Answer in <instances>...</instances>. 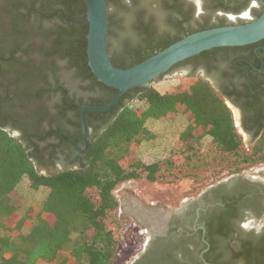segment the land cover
<instances>
[{"label": "trees", "instance_id": "16d2710c", "mask_svg": "<svg viewBox=\"0 0 264 264\" xmlns=\"http://www.w3.org/2000/svg\"><path fill=\"white\" fill-rule=\"evenodd\" d=\"M148 1L144 0L143 5ZM106 3L110 43L125 53L124 58L111 61L117 67L137 63L182 35L196 31L162 34L153 40L151 27L142 19L148 12L146 8L130 9L121 0H106ZM86 12L84 0H0V17L6 20L0 23V49L8 53L3 57L8 66H0L3 73L8 72L3 86L13 92L15 99L24 96L37 104L43 96L49 98L58 91L60 94L54 99L58 111L66 103H77L74 123L80 128V136L74 139L76 145L82 138L80 106L106 105L117 93L116 88L97 80L88 66ZM205 28L209 27L202 29ZM35 35L42 36L47 44L38 49L28 45L27 41ZM133 44L137 46L135 50ZM33 53L39 57L38 61L30 58ZM5 54H0V64ZM56 59L64 61L67 76L70 73L67 70H71L73 78L86 80L88 88L98 87L102 94L86 103L70 99ZM17 62L24 70L14 67ZM185 79L166 92L150 84L134 87L105 111L86 109L83 115L89 139L85 154L78 155L77 164L49 174L37 168L41 159L30 149L27 131L23 128L17 136L0 123V264H115L119 223L116 219L109 222V218L118 205L113 192L118 183L142 175L154 181L162 175V166L169 171L174 166L193 170L215 163L233 166L232 171L238 172L264 163V115L247 151L224 99L203 78L187 73ZM180 110L191 118L178 137L177 150L184 162L175 164L170 156L142 159L139 146L156 137L146 121L169 119ZM196 130L200 132L195 134ZM193 137L199 141L208 138L205 153L190 143ZM24 181L28 182V190L45 191L39 204L20 212L15 197L17 187ZM225 209L214 222L206 223L210 247L204 256L212 263H217L215 256L208 255L214 247L212 234L225 238L230 235ZM204 246L201 242L200 249ZM232 255L238 264H264V235L255 244L246 241Z\"/></svg>", "mask_w": 264, "mask_h": 264}, {"label": "flooded vegetation", "instance_id": "af4514ba", "mask_svg": "<svg viewBox=\"0 0 264 264\" xmlns=\"http://www.w3.org/2000/svg\"><path fill=\"white\" fill-rule=\"evenodd\" d=\"M142 1L121 0V3L130 9H138ZM261 1L166 0L172 17L167 28H156L145 15L142 19L151 27L153 40H158L162 34L173 29L190 31L255 19L261 13ZM2 22L6 23L4 17H0V23ZM27 44L35 47L34 42L27 41ZM131 46L134 50L137 48L136 44ZM0 54L5 53L0 49ZM16 56L20 57L18 52ZM108 56L111 61L125 57L118 46H114L112 41L110 43L109 34ZM30 58L33 61L39 60L35 53ZM56 62L60 69H64V61L56 59ZM1 65L5 68L8 66L6 58H3ZM14 67L19 71L24 70L18 62ZM169 70L192 73L208 81L225 103H230L228 107L233 120L238 121L236 128H240L248 137L251 138L261 125V116L264 115V39L245 45L215 47L179 62ZM68 72L70 82L63 83L68 88L66 93L70 99H81L86 103L102 94L98 87L88 88L86 80L80 79L79 85L72 79L73 72ZM7 74L8 72L3 73L0 69V123L17 136L22 133L23 128L27 131L30 149L41 159L37 164L41 172L49 174L77 164L78 155H84L86 150L83 126L81 142L79 145L74 143V139L80 136V128L74 123L77 103H66L63 111H58L54 101L60 94L58 91L51 93L49 98L43 96L39 104L24 96L15 99L13 92L3 86V78ZM225 198L226 201L223 202ZM192 202L184 203L171 212L167 229L163 233L146 236V249L133 264H149L151 260L157 261L156 264H203L199 254L206 246L200 249L203 237L201 226L205 227L206 238V223L214 222L224 208L225 215L228 214L226 219L230 235L225 238L213 233L214 247L208 253L217 258V264H238L237 258L232 255L237 248L246 241L255 244L264 235V178L245 174L229 176L209 187L198 196L196 202ZM226 203L231 207L227 208ZM195 244L199 245L196 262L190 256ZM209 247L203 252V256Z\"/></svg>", "mask_w": 264, "mask_h": 264}, {"label": "rangeland", "instance_id": "374dc122", "mask_svg": "<svg viewBox=\"0 0 264 264\" xmlns=\"http://www.w3.org/2000/svg\"><path fill=\"white\" fill-rule=\"evenodd\" d=\"M143 1L139 5L141 7L138 8V11L141 8H146L148 12L145 13V17H147L148 21H150L153 26L165 29L171 24L172 17L167 7L166 0H149L146 5H143ZM111 9L113 12L115 11L114 6H112ZM176 32L177 29H173L167 33L174 34ZM28 41L34 42L37 49L47 44V41L39 35L32 36ZM38 54L39 57H41L40 52ZM65 71L66 70L63 68L60 69V73L62 74L61 81L68 82L69 84V76L65 77ZM72 79L80 85V79ZM185 81V74H183L182 71L172 70L162 75L159 79L151 82L150 85L154 86L160 92H166L174 89L175 86ZM135 103L141 104L139 101ZM190 121V114H186L181 110L175 116L172 114L169 119H148L146 121V126L155 132L156 137L139 146L138 154L140 157L145 161H150L170 156L175 164L183 163V157L177 150L178 137L180 132ZM237 131L244 142L243 145L245 149L249 151L252 145L251 138L238 127ZM199 132L200 130H196L195 134ZM207 142L208 138H204L201 141L197 140L195 137L190 139V143L197 146L203 153L206 151ZM232 168L233 166L227 164L215 165V163H213L208 167L198 166L193 170L185 166L181 169L178 166H174V168L169 171L165 170L164 166H162V175L154 181L148 180L142 175L139 178L128 179L118 183L113 190L118 200V205L115 209V214L109 218V222L116 219V223H119V228L116 233L119 244L115 264H133L141 252H144L146 249V236L148 234L139 226L138 222L124 213V210L131 212L136 219L142 223V227H145L149 232L158 231L160 229L161 223L159 213H156L149 205L142 204L134 197L141 199L145 203L164 206L174 211L184 203L191 201H193L192 203H194V201L196 202L198 196L203 194L209 187L224 181L229 176L245 174L264 178V163L244 167L238 172H233ZM186 173H191V175H185ZM27 185L28 182L24 181L17 187L18 195L15 197V201L18 202V210L20 212H24L27 206H36L39 204L44 195V189L33 192L28 190ZM122 199L124 204L122 206L123 208L121 207ZM198 247L199 245L194 246V250L190 254L194 262L197 261L196 254L198 252ZM156 262L155 260H151L149 264H156ZM40 264L46 263L40 262ZM138 264L141 263L138 262Z\"/></svg>", "mask_w": 264, "mask_h": 264}, {"label": "water", "instance_id": "95a60500", "mask_svg": "<svg viewBox=\"0 0 264 264\" xmlns=\"http://www.w3.org/2000/svg\"><path fill=\"white\" fill-rule=\"evenodd\" d=\"M84 1L87 6L84 19L88 21V31L86 34L88 66L97 80L117 89L114 98L106 105H82L80 107V119L84 131L83 143L85 149L87 148L89 139V130L83 115L86 109L95 111L108 110L118 102L125 91L137 86L150 84L159 79L161 75L177 63L197 55L202 51L222 46L245 45L264 39V0H262L261 13L255 19L239 24L212 26L184 34L176 41L159 49L145 59L128 67L121 68L115 66L108 56V7L106 0ZM226 104L230 107V103L226 101ZM234 123L238 126L237 120ZM137 199L143 202L141 199ZM144 204L149 205L156 213H159L161 223L158 231L147 232V234L163 233L167 229V220L172 210L153 203L144 202ZM121 206H123L122 203ZM123 212L134 219V216L128 211ZM201 228L203 230L202 242L206 247L200 252L199 257L203 264H217L207 261L203 256V252L209 247V242L204 237L205 227L201 226Z\"/></svg>", "mask_w": 264, "mask_h": 264}, {"label": "bare ground", "instance_id": "6f19581e", "mask_svg": "<svg viewBox=\"0 0 264 264\" xmlns=\"http://www.w3.org/2000/svg\"><path fill=\"white\" fill-rule=\"evenodd\" d=\"M135 199H137V198H135ZM138 200V199H137ZM139 202H141L140 200H138ZM121 203H122V205H124L123 204V199L121 200ZM142 204H144V202H141ZM145 205V204H144ZM122 207V206H121ZM123 208V207H122ZM124 211H127V210H124ZM129 212V211H128ZM129 213H131V212H129ZM132 214V213H131ZM133 215V214H132ZM134 216V215H133ZM134 219H135V221L136 222H138L139 224H140V221H138V219H136V217L134 216ZM142 224V223H141ZM143 229L146 231V232H149L145 227H143Z\"/></svg>", "mask_w": 264, "mask_h": 264}]
</instances>
